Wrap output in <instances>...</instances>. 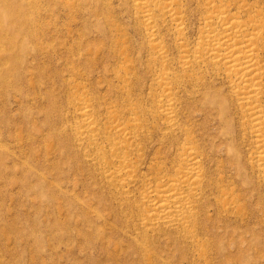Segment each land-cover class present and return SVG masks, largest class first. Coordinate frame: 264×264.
Returning <instances> with one entry per match:
<instances>
[{"label":"rangeland","instance_id":"374dc122","mask_svg":"<svg viewBox=\"0 0 264 264\" xmlns=\"http://www.w3.org/2000/svg\"><path fill=\"white\" fill-rule=\"evenodd\" d=\"M15 1L20 22L0 30L12 40L0 41V264H264V171L247 107L223 69L182 64L204 39L207 8L224 5L246 20L264 17V0ZM182 149L199 151L207 198L197 195L196 234H158L141 218L152 207L144 195L157 188L150 168L163 181L179 175ZM134 165L140 182L126 192Z\"/></svg>","mask_w":264,"mask_h":264},{"label":"bare ground","instance_id":"6f19581e","mask_svg":"<svg viewBox=\"0 0 264 264\" xmlns=\"http://www.w3.org/2000/svg\"><path fill=\"white\" fill-rule=\"evenodd\" d=\"M147 1V0H146ZM150 1V0H149ZM139 2V1H138ZM16 3L18 4V1L15 0H0V30L4 28V26H14L16 24H18L20 22V18L18 17L19 15V10L18 7L16 6ZM173 3V2H172ZM175 3V2H174ZM146 4V10H145V16L150 18L149 14H148V4ZM144 4V5H145ZM166 4V3H165ZM164 5V4H163ZM162 5V6H163ZM218 5V4H217ZM221 5V4H220ZM224 6V5H223ZM223 6H210L209 8H207L208 10L206 12H208V15L205 17V26L206 27V34L204 35V39L202 42L198 43L199 46H197L196 50L194 51V53L192 52V54L190 53L191 51L189 50H185V54L183 56L184 60L182 62L183 66L184 65H189L193 60H198L199 61H208L210 64H212L213 66H216L217 68H219L220 70L223 69L224 72L227 75V80L229 79V82L231 83L233 89L235 90V92L237 93V96L239 98L240 103L242 104V106L247 107V110H245V114L247 116V121L249 123V131L253 136V143L255 145V150L257 149L258 151V165L259 168L261 167L262 170L264 171V109H263V105H261L262 103H260L261 99H262V94L264 93V90L262 91V86H263V81H264V17L260 15L258 16H249L248 19L246 20H242L241 17L238 15V13L236 14H231L228 9L223 10L222 7ZM176 8H178L176 6ZM178 10V9H176ZM175 7H173L172 4L167 3L165 5V13L169 16V18L172 19V21L174 22L175 28L177 29V31H181L184 30L183 25L184 22L182 20V17L180 16V12L176 11ZM181 10V9H180ZM164 11V10H163ZM207 14V13H206ZM144 16V17H145ZM152 19V17H151ZM148 20V19H147ZM153 24V23H152ZM151 24V25H152ZM150 25V26H151ZM172 25V24H171ZM152 27V26H151ZM150 27V33L151 35H154V37L156 36V31L155 34L153 33V31L151 29H155L154 27L151 28ZM204 30V29H203ZM8 32V31H6ZM180 33V32H179ZM178 34V33H177ZM150 36V35H149ZM153 37V38H154ZM3 38H6L3 39ZM182 38V37H181ZM155 39V38H154ZM152 40V39H150ZM0 41L1 42H7L8 44H10L12 42V40L8 37H5V35H1L0 36ZM154 41V40H152ZM156 41V39H155ZM182 41V40H181ZM182 44V43H181ZM5 46V45H4ZM153 46V45H152ZM158 46V45H156ZM185 46V45H184ZM4 48V47H3ZM5 49V48H4ZM3 49V50H4ZM163 50V49H162ZM162 52V51H161ZM157 53V52H156ZM163 53V52H162ZM191 55H190V54ZM3 57V56H1ZM0 57V59H1ZM207 62V63H208ZM199 63V62H198ZM193 64V63H192ZM191 64V65H192ZM196 64V63H195ZM200 64V63H199ZM203 64V63H202ZM190 65V67H191ZM197 65V64H196ZM210 66V65H209ZM212 66V67H213ZM189 67V68H190ZM219 71V70H218ZM220 72V71H219ZM221 73V72H220ZM165 74V73H164ZM174 74V73H173ZM222 74V73H221ZM178 75V74H177ZM189 77V76H188ZM199 77V76H198ZM165 80H167L166 78H163ZM171 79H173V77H171ZM176 79V78H175ZM177 80V79H176ZM167 83L166 81H162ZM171 82V81H170ZM176 82V81H175ZM170 84V83H169ZM168 84V85H169ZM166 87V85H165ZM168 87V86H167ZM171 87V86H170ZM168 87V88H170ZM169 90V89H168ZM172 90V89H170ZM165 92V90H164ZM171 92V91H170ZM167 93V92H166ZM165 93V94H166ZM163 96V95H162ZM166 97V96H165ZM173 97V94H172ZM210 97V96H209ZM164 98V97H163ZM162 98V99H163ZM171 98V97H170ZM168 99V98H167ZM174 99V97H173ZM178 99V98H177ZM212 99V98H211ZM218 100V98H217ZM162 101V100H161ZM163 101H166L167 105L165 106V112H166V117L170 120L171 118H173L171 115V113L175 110H173L171 112V108H170V103L169 100H166V98H164ZM177 101V100H175ZM225 102V101H224ZM162 103V102H161ZM173 103V102H172ZM171 103V105H173ZM219 103V102H218ZM177 105V104H176ZM178 106V105H177ZM176 106V107H177ZM87 107V106H86ZM86 107L83 108V112L86 113L88 109H86ZM242 107V108H244ZM228 108V107H227ZM221 109V108H220ZM246 109V108H245ZM222 110V109H221ZM90 111V110H89ZM88 111V112H89ZM87 112V113H88ZM132 113L134 111H131ZM138 112V111H137ZM178 112V110H177ZM135 113V112H134ZM244 113V111H243ZM138 114V113H137ZM178 114V113H177ZM89 115V114H88ZM117 115V114H116ZM133 115V114H132ZM164 115V113H163ZM115 116V115H114ZM139 116V115H138ZM175 116V115H173ZM116 117V116H115ZM114 117V118H115ZM136 117V116H134ZM140 117V116H139ZM130 118V116H129ZM137 118V117H136ZM142 118V117H141ZM140 118V119H141ZM166 118V119H167ZM91 119V118H90ZM120 119V118H119ZM133 119V118H131ZM130 119V124H132V120ZM139 119V120H140ZM143 119V118H142ZM141 119V120H142ZM176 119V118H175ZM174 119V120H175ZM86 120V119H85ZM88 120V119H87ZM92 120V119H91ZM123 120V119H121ZM126 120V119H125ZM94 121V120H92ZM124 121V120H123ZM128 121V120H127ZM136 121H138L136 119ZM172 121V119L170 120ZM169 121V122H170ZM113 122V121H112ZM125 122V121H124ZM142 122V121H141ZM91 123V122H90ZM122 123V121H121ZM120 123V124H121ZM136 123V122H134ZM133 123V124H134ZM168 123V121H167ZM174 123V122H173ZM176 123V122H175ZM174 123V124H175ZM143 124V123H141ZM141 124H137L136 126H140ZM178 124V123H176ZM91 125V124H90ZM97 125V124H96ZM96 125L94 127H96ZM116 125V124H115ZM122 125V124H121ZM129 125V124H128ZM145 125V123H144ZM167 125V124H166ZM165 125V126H166ZM179 125V124H178ZM88 126V125H87ZM157 126V125H156ZM85 127V125H84ZM89 127V126H88ZM91 127V126H90ZM114 127V126H113ZM116 127V126H115ZM122 127V126H121ZM126 128L128 126H125ZM125 127L123 128V130L120 128L119 131L123 134L129 135V130L127 131V129L125 130ZM171 127V126H170ZM97 128V127H96ZM117 128V127H116ZM130 128V127H129ZM138 128V127H137ZM141 128H143L141 126ZM145 128V126H144ZM152 128V127H151ZM155 128V127H154ZM168 128V127H167ZM178 128V127H177ZM90 129V128H89ZM111 129V128H110ZM114 129V128H112ZM133 129V127H132ZM131 129V131H132ZM140 129V128H139ZM165 129V128H164ZM93 130V129H92ZM115 130V129H114ZM151 130V129H150ZM171 129H168V131ZM174 130V129H173ZM184 131V129H181ZM83 131V130H81ZM87 131V129H86ZM95 131V130H93ZM92 131L91 135L94 133ZM98 131V129H97ZM96 131V132H97ZM127 131V132H125ZM137 131V130H136ZM165 131V130H164ZM178 131V130H177ZM90 132V130H89ZM100 132V131H99ZM108 132V131H107ZM144 132V131H143ZM170 132V131H169ZM176 132V131H175ZM186 132V131H185ZM189 132V131H188ZM82 133V132H81ZM98 133V132H97ZM96 133V134H97ZM114 133V132H113ZM131 133V132H130ZM135 133V131H134ZM133 133V134H134ZM168 133V132H165ZM173 133V132H172ZM88 134V133H87ZM105 134V132H104ZM122 134V135H123ZM139 134V133H138ZM141 134V132H140ZM144 134V133H143ZM174 134V133H173ZM180 134V132H179ZM183 134V133H182ZM187 135L189 133H186ZM85 135V134H84ZM83 135V136H84ZM112 135H117V134H112ZM120 135V134H119ZM118 135V136H119ZM131 135V134H130ZM129 135V138H131ZM137 135V133H136ZM163 135V134H162ZM168 135V134H167ZM82 136V135H81ZM86 136V135H85ZM88 136V135H87ZM103 136V135H102ZM107 136V134H106ZM111 136V135H109ZM133 136V135H132ZM138 136V135H137ZM143 136V135H142ZM164 136V135H163ZM174 135H172L173 137ZM96 137V136H94ZM117 137V136H116ZM114 136V138H116ZM169 137H171L170 133H169ZM86 137H84L85 139ZM110 137H105V139H108ZM128 138V137H127ZM126 138V139H127ZM135 138V137H134ZM167 138V137H166ZM190 138V137H189ZM188 138V139H189ZM83 139V138H82ZM92 139V138H91ZM95 139V138H94ZM100 139V138H99ZM98 139V140H99ZM121 139V137H120ZM123 139V137H122ZM133 139V138H132ZM132 139H130L131 141H133ZM192 138H190L191 140ZM87 140V139H85ZM90 140V139H89ZM111 140V139H110ZM119 140V139H118ZM136 140V139H135ZM139 140V139H138ZM83 141V140H82ZM120 141V140H119ZM123 141V140H121ZM137 141V140H136ZM142 141V140H141ZM188 141V140H186ZM193 141V140H192ZM90 142L92 143L93 140ZM96 142V141H95ZM98 142V141H97ZM108 142V141H107ZM106 142V143H107ZM118 142V141H117ZM130 142V141H129ZM140 143V141H138ZM137 142V143H138ZM190 142V141H189ZM109 143V142H108ZM107 143V144H108ZM116 143V142H115ZM123 143V142H122ZM121 143V144H122ZM125 143V142H124ZM134 143V141H133ZM95 144V143H94ZM98 144V143H96ZM106 144V145H107ZM113 144V142H112ZM112 144L110 145L112 147ZM128 144V142H127ZM184 144V143H183ZM106 145H103L102 148ZM114 145V144H113ZM124 145V144H122ZM186 145V144H185ZM188 147H189V143H187ZM193 145V144H191ZM190 145V148L191 147ZM95 146V145H94ZM128 146V145H127ZM130 146V145H129ZM117 147V146H116ZM132 147V146H131ZM134 147V146H133ZM132 147V148H133ZM136 147V146H135ZM139 147V146H138ZM187 147V148H188ZM100 148V147H99ZM114 148V147H113ZM127 148V147H126ZM186 148V147H183ZM196 148V147H195ZM101 149V148H100ZM106 149H108L106 147ZM105 149V150H106ZM119 149V148H117ZM125 149V148H124ZM123 149V150H124ZM137 149V147L135 148ZM189 149H187L188 151L184 152V150L182 149V151L184 153H186L185 155V159L184 164L185 166L183 167V170H180L179 175H169V179L167 178L165 181L160 180V176H159V172H155L152 168L151 172L152 174H154L155 177H153V179L157 180V183H152V184H156L157 188H161V189H155L154 191L150 190L149 193H147L148 195H144L145 199L150 203L151 210L149 209V214L145 212L144 217L142 220L144 221V225L146 227H151L150 229L152 231H157L158 234L160 231H168V230H174L176 231V233H180L183 229L187 230L189 229V227L193 230V232L196 234L195 232V227L197 225V221H198V214L199 212V206H197L198 203V198L197 195L198 193H202V191L205 190V182H203L204 179V175L202 174V166L200 167L199 164V160H198V153L197 151H189ZM104 150V151H105ZM126 150V149H125ZM132 149H128V151H130ZM134 150V149H133ZM132 150V151H133ZM139 150V148L137 149ZM178 150V149H176ZM103 151V149H102ZM108 152V151H107ZM114 152V151H113ZM100 153V152H99ZM106 153V152H105ZM109 153V152H108ZM117 153V152H116ZM115 153V154H116ZM121 153H123L121 151ZM132 153V152H131ZM134 153V152H133ZM132 153V154H133ZM139 153V152H138ZM177 153H179V151H177ZM257 153V152H256ZM97 154V153H95ZM111 154V152H110ZM128 154V153H127ZM130 154V153H129ZM136 154V153H135ZM134 154V155H135ZM175 154V153H174ZM200 154V153H199ZM123 155V154H122ZM126 155V154H125ZM144 155V154H143ZM178 155V154H177ZM181 155V154H180ZM116 156V155H115ZM112 157H114L112 155ZM125 157V156H124ZM122 157V160L123 158ZM133 157V155H132ZM131 157V158H132ZM140 157V155H139ZM179 157V155H178ZM183 157V156H182ZM94 158V157H93ZM101 158V157H100ZM121 158V157H120ZM128 158V157H127ZM130 158V157H129ZM141 158V157H140ZM145 158V157H144ZM181 158V157H180ZM184 158V157H183ZM95 159V158H94ZM106 159V158H105ZM125 159V158H124ZM134 159V158H133ZM135 159L136 156H135ZM177 158H175L176 161ZM97 160V157H96ZM107 160V159H106ZM114 160V159H113ZM119 160V159H118ZM138 160H142V159H137ZM154 160V159H153ZM179 160V159H178ZM181 160V159H180ZM179 160V161H180ZM99 161V160H98ZM105 161V160H104ZM112 161V160H111ZM109 161V162H111ZM116 161V159H115ZM120 161V160H119ZM127 161V160H125ZM174 161V160H173ZM174 161V162H175ZM182 161V162H183ZM107 162V161H106ZM131 162V161H130ZM181 162V161H180ZM181 162V163H182ZM114 163V162H112ZM111 163V164H112ZM116 163V162H115ZM114 163V164H115ZM121 163V162H120ZM154 163V161H153ZM152 163V165H153ZM161 164V162H159ZM102 164V163H101ZM113 164V165H114ZM129 164V163H128ZM134 164V163H133ZM137 164V163H136ZM156 164V163H155ZM159 164V165H160ZM183 164V165H184ZM107 165V164H106ZM118 165V163L116 164V166ZM120 165V164H119ZM162 165V164H161ZM168 165V164H167ZM176 165V162H175ZM182 165V164H181ZM257 165V164H256ZM124 166V165H123ZM122 164L121 166L118 167H123ZM135 166V165H134ZM137 166V165H136ZM135 167H131L130 170H128L127 172V183L124 185L122 184V188L126 189L124 191H128L129 188L131 187V185L136 184L135 182L139 181L136 177L138 176V174L140 173L138 171V169ZM163 166V165H162ZM161 166V167H162ZM164 168H167L166 165H164ZM171 166V165H170ZM180 166V165H179ZM107 167V166H106ZM115 167V166H114ZM116 167V168H118ZM127 167V166H126ZM152 167V166H151ZM160 167V166H159ZM181 167V166H180ZM129 168V167H127ZM156 168V167H155ZM171 168V167H170ZM173 168V167H172ZM171 168V169H172ZM174 168H176V166H174ZM178 168V166H177ZM107 169V168H106ZM104 169V170H106ZM126 169V168H125ZM140 169V168H139ZM158 169V168H157ZM168 169V168H167ZM258 169V167H257ZM103 170V169H102ZM108 170V169H107ZM111 170V169H110ZM127 170V169H126ZM159 170V169H158ZM170 170V169H168ZM173 170V169H172ZM171 170V172H172ZM142 171V170H141ZM166 171V170H165ZM178 171V169L176 170ZM175 171V172H176ZM107 172V171H106ZM114 172V171H113ZM116 172L118 173V175H121L119 173L122 172L123 175V168H119L116 169ZM150 172V171H149ZM155 172V173H154ZM125 173V172H124ZM163 173V172H162ZM162 173L160 174L162 176ZM165 173V172H164ZM103 174V173H102ZM101 174V175H102ZM141 174V173H140ZM205 174V173H204ZM263 174V173H262ZM108 175V174H107ZM111 175V172H110ZM115 175V174H114ZM167 175V173H166ZM117 176V175H116ZM171 176H173V178H171ZM120 177V176H119ZM141 177V176H140ZM164 177V175H163ZM166 177V176H165ZM168 177V176H167ZM264 177V176H263ZM108 178V177H107ZM110 178V177H109ZM112 178V177H111ZM114 178V177H113ZM118 178V177H117ZM146 178V177H145ZM144 178V180H145ZM148 178V177H147ZM126 179V178H125ZM150 179V178H149ZM151 179V180H153ZM165 179V178H163ZM108 180V179H107ZM117 180V179H116ZM122 180V179H119ZM143 180V182H144ZM150 180V181H151ZM147 181V180H146ZM117 182V181H116ZM123 182V181H122ZM125 182V181H124ZM140 182V181H139ZM149 182V180H148ZM155 182V181H154ZM160 182V183H159ZM111 183V182H110ZM121 183V181H120ZM116 184V183H115ZM114 184V185H115ZM142 184V183H141ZM146 184V183H145ZM144 184V185H145ZM118 185V184H117ZM147 185V184H146ZM207 185V184H206ZM210 185V184H209ZM113 186V185H112ZM111 186V187H112ZM116 186V185H115ZM148 186V185H147ZM154 186V185H153ZM156 187V186H155ZM210 187V186H209ZM121 188V187H119ZM121 188V189H122ZM145 188V187H144ZM143 188V189H144ZM151 187H149L150 189ZM208 188V186H207ZM118 189V188H116ZM146 189V188H145ZM144 189V190H145ZM153 189V188H152ZM120 190V189H119ZM131 190V189H130ZM209 190V189H208ZM122 191V190H121ZM159 191V192H158ZM123 192V191H122ZM133 192V191H132ZM156 192V193H155ZM158 192V193H157ZM206 191L203 192V195ZM145 193V192H144ZM199 193V195H200ZM119 194V192H118ZM122 194V193H120ZM127 194V193H124ZM131 194V192H130ZM143 194V193H142ZM224 194H226L224 192ZM202 195V194H201ZM115 196V195H114ZM120 196V195H119ZM204 198H207V193L206 195H204ZM121 197V196H120ZM220 197V196H219ZM216 197V198H219ZM116 198V197H115ZM123 196L121 197V199H117L120 201H122L119 204H126L129 206V204H132L133 207V203H130V201L132 202V200H130L129 197L125 196V199H122ZM202 198V197H200ZM202 198V200L204 199ZM235 198V197H234ZM117 200V202H118ZM141 200V199H140ZM201 200V199H199ZM205 200V199H204ZM208 200V199H207ZM220 200V199H219ZM135 201V200H134ZM133 201V202H134ZM224 201V200H223ZM227 201V200H226ZM233 201V200H230ZM143 202V201H142ZM202 201L199 202L198 205L201 204ZM204 202V201H203ZM221 202V201H220ZM237 202V201H236ZM135 203V202H134ZM138 203V201H137ZM147 203V202H146ZM145 203V204H146ZM225 203V202H224ZM143 205V204H141ZM138 204V206H141ZM225 205V204H224ZM131 207V208H132ZM143 207V206H141ZM146 207V206H145ZM149 207V208H150ZM134 208V207H133ZM138 209V208H137ZM142 209V208H141ZM145 209V208H144ZM204 209V208H203ZM135 210V208H134ZM140 211V210H139ZM201 211V210H200ZM203 211V210H202ZM138 212V211H137ZM143 212V211H142ZM141 212V214H142ZM143 212V213H144ZM148 212V209H147ZM139 214V213H138ZM203 214V213H202ZM143 216V214H142ZM140 219V218H138ZM142 221V222H143ZM141 222V220H140ZM143 225V226H144ZM142 226V227H143ZM181 228V229H180ZM141 230V229H140ZM139 230V231H140ZM143 230V228H142ZM146 231V230H145ZM174 231H169L171 233H173L174 235L175 232ZM184 230H182L183 232ZM141 232V231H140ZM139 232V234H140ZM148 233V232H147ZM151 234V233H150ZM154 234V232H153ZM193 234V233H192ZM146 235V234H144ZM154 236V235H153ZM183 236V235H181ZM142 237V236H141ZM146 237V236H145ZM147 237H150V235H147ZM188 238H194V236L192 235H187ZM187 237H183V238H187ZM197 237V236H196ZM145 240V239H143ZM194 240V239H193ZM192 241V240H191ZM190 242V241H189ZM144 246V245H143ZM142 247V245H141ZM147 248V247H146ZM143 249V248H142ZM145 250V249H144ZM151 254V253H150ZM152 255V254H151ZM150 255V256H151ZM149 256V257H150ZM153 256V255H152ZM155 258L159 257L154 256ZM151 258V257H150ZM162 261V260H161ZM153 262L150 261L149 263ZM164 264V262L162 263Z\"/></svg>","mask_w":264,"mask_h":264}]
</instances>
